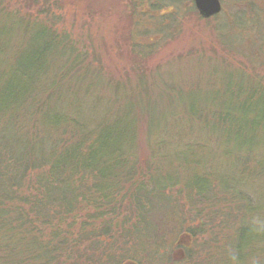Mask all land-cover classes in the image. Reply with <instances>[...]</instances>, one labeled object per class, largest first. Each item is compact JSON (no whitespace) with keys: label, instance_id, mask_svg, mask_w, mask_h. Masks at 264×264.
<instances>
[{"label":"trees","instance_id":"16d2710c","mask_svg":"<svg viewBox=\"0 0 264 264\" xmlns=\"http://www.w3.org/2000/svg\"><path fill=\"white\" fill-rule=\"evenodd\" d=\"M142 1L127 3V27L132 55L146 58L183 23L181 0L168 12L138 11ZM231 1L245 8L215 28L223 50L203 46L191 70L121 80L46 0H0V264H116L141 233L165 231L151 219L162 201L184 224L188 261H263L264 193L242 178L264 180V73L256 54L236 59L229 36L250 28L264 48V0ZM143 20L159 35L148 46L132 36Z\"/></svg>","mask_w":264,"mask_h":264},{"label":"rangeland","instance_id":"374dc122","mask_svg":"<svg viewBox=\"0 0 264 264\" xmlns=\"http://www.w3.org/2000/svg\"><path fill=\"white\" fill-rule=\"evenodd\" d=\"M46 1L48 5L53 7L58 17H62L60 18L62 19V28L71 31L75 37L81 35L88 38L91 47L93 46V49L102 57L104 71L114 79L121 80H135L139 71H144L146 76H148L147 80H149L154 75H163L170 71H175L181 66L191 70L193 63L191 64L190 62L195 61L203 46L214 45V47L223 50L219 45V35L215 28H224L228 24L229 19L227 16L245 8L244 4L237 5L231 0H221L222 11L217 16L215 15V19L205 21L197 16L191 17L189 14L188 8L192 3L195 5L194 0H181L179 1L181 4L179 6L183 24L182 26H176L181 29L180 34L175 39L161 41L160 44L154 47L156 50L151 52L150 56L143 58L141 56L144 55H136L134 57L130 51L131 47H129V44L133 41L130 38L131 34L129 35L130 27H127V15L131 9L130 6H127L129 0ZM171 3L172 0H145L138 3L137 9L138 11L149 10L152 9L154 4H159L162 7L160 12H168V10H174V6H171ZM150 26V23L144 20L133 26V39L134 35H137L136 31L139 33L135 42L143 45L147 44L146 46H148V44H153L157 41L159 35L155 32L152 31L147 35L145 34ZM245 30L238 29L234 32L233 37L229 36V40H234L238 44L236 59L246 64L250 61L245 54L249 53L251 57L256 54L257 62L253 64H255L257 71L264 73V48L258 46L254 49L252 47L253 39L250 34V28ZM173 31L174 28L172 27L171 32ZM224 35L227 38L226 30H224ZM258 37L260 36L256 32V38L258 39ZM141 67H145L144 70ZM170 141L166 147L167 150L170 149ZM210 145L206 153L209 154L210 159L213 157V162L217 163L214 164V167L220 169L218 165L220 159L216 155L218 147L214 141L210 142ZM231 160L235 169L237 163L233 158ZM242 181V186L250 194L254 192L264 193L263 179L254 181L253 177L250 176L246 179L245 177L242 178ZM160 204V210L157 209L155 216L152 215L153 218L151 219L156 218L159 223H163L166 226L165 231L158 234V236L151 235L152 233H149L151 230L141 233L137 242H130L123 251L118 252L119 262L116 264H170L171 261H174L171 264H200L202 262H198L200 259L190 262L188 261L189 258H186L187 255L181 254V250L177 248V242L180 240L181 226L184 224L179 217L172 220L169 219L171 212L172 214L175 212V208L171 203L168 202L167 204L166 201H162ZM165 209H170V212L166 213ZM185 246H188V244H185ZM255 264H264V259Z\"/></svg>","mask_w":264,"mask_h":264},{"label":"water","instance_id":"95a60500","mask_svg":"<svg viewBox=\"0 0 264 264\" xmlns=\"http://www.w3.org/2000/svg\"><path fill=\"white\" fill-rule=\"evenodd\" d=\"M194 4L199 14L204 18H210L222 11L221 0H194Z\"/></svg>","mask_w":264,"mask_h":264},{"label":"flooded vegetation","instance_id":"af4514ba","mask_svg":"<svg viewBox=\"0 0 264 264\" xmlns=\"http://www.w3.org/2000/svg\"><path fill=\"white\" fill-rule=\"evenodd\" d=\"M183 263H185V262H183ZM133 264H137V263H133ZM185 264H189V263H185Z\"/></svg>","mask_w":264,"mask_h":264}]
</instances>
